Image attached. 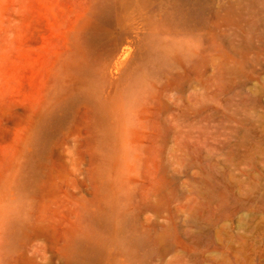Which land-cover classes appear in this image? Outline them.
<instances>
[{"label": "rangeland", "instance_id": "1", "mask_svg": "<svg viewBox=\"0 0 264 264\" xmlns=\"http://www.w3.org/2000/svg\"><path fill=\"white\" fill-rule=\"evenodd\" d=\"M0 264H264V0H0Z\"/></svg>", "mask_w": 264, "mask_h": 264}]
</instances>
